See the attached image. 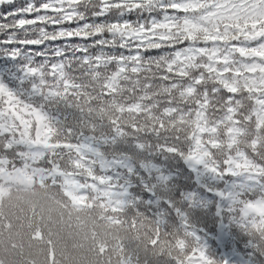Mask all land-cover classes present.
<instances>
[{"label": "snow or ice", "instance_id": "1", "mask_svg": "<svg viewBox=\"0 0 264 264\" xmlns=\"http://www.w3.org/2000/svg\"><path fill=\"white\" fill-rule=\"evenodd\" d=\"M0 264H264V0H0Z\"/></svg>", "mask_w": 264, "mask_h": 264}]
</instances>
